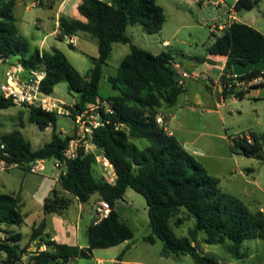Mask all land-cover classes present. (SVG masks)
<instances>
[{
    "label": "trees",
    "instance_id": "1",
    "mask_svg": "<svg viewBox=\"0 0 264 264\" xmlns=\"http://www.w3.org/2000/svg\"><path fill=\"white\" fill-rule=\"evenodd\" d=\"M263 0H237L234 11H251ZM16 0H0V56L15 58L26 70L44 67L46 77L41 84L44 93L52 95L60 83H67L69 91L78 96L72 108L74 119L90 106L100 107L103 126L94 129L91 142L114 166L117 179L108 183L94 173L97 159L92 153L80 151L78 158L66 160L64 151L73 136L57 131L58 116L40 108H29V121L41 130L52 127L49 142L34 149L22 131L14 130L0 136V156L8 164L18 163L28 169L37 159L59 160L66 169L60 177L61 191L54 190L44 204L46 215H61L77 199L87 203L95 195L109 203V217L87 230L88 246L60 244L45 234L46 222L34 228L31 241L40 240L31 256L32 264H71L79 259L93 258L94 250L112 248L134 237L133 230L121 220L116 204L123 200L128 189L141 194L147 203L151 234L145 238L150 244L163 243V255H190L194 264H220L213 256L204 255L198 236L204 232L205 243L221 245L230 241L229 253L243 259L245 241H264V211H253L237 197L225 193L218 178L211 176L179 140L171 135L157 119L163 108H172L186 92L180 85V73L173 55L164 51L154 55L132 43L127 28L140 25L148 34H158L166 21L164 9L157 0H83L78 11L84 20L62 16L59 20L61 39L79 33L96 40L99 57H89L92 68L82 75L58 48L51 51L32 49L29 41L19 33L14 16ZM215 35V34H213ZM116 43L130 45V53L121 62L115 75L108 78L116 95L101 98L99 85L104 76ZM70 47L75 49L72 43ZM209 54L226 57L221 75V96L243 100L253 89L237 92L231 77L236 63L248 64L264 58V34L240 22L230 27L209 47ZM197 61H205L195 57ZM264 75L260 70L241 76V79ZM107 101L112 112L99 104ZM16 106L0 95V111ZM76 132V131H75ZM250 137L251 141L248 140ZM135 141L145 142L140 148ZM234 154L264 161V135L254 131L231 139ZM2 146L5 149H2ZM62 192V193H61ZM64 193V195H63ZM68 196H66V195ZM24 203L20 194L4 193L0 189V227L21 226L25 221ZM179 216L176 225L195 220L189 236L179 237L171 219ZM22 235L10 233L0 241L3 264H18L25 252L20 247ZM44 248V250H42ZM121 258V256H120Z\"/></svg>",
    "mask_w": 264,
    "mask_h": 264
},
{
    "label": "rangeland",
    "instance_id": "2",
    "mask_svg": "<svg viewBox=\"0 0 264 264\" xmlns=\"http://www.w3.org/2000/svg\"><path fill=\"white\" fill-rule=\"evenodd\" d=\"M55 1L59 3L61 0ZM218 1L220 0H157V4L164 9L166 15L162 31L158 34H148L140 25H133L127 28V34L131 37L133 45L154 55L170 51L175 64L180 66V69L175 66L176 69L191 75L185 81L191 99H187V93H185L179 98L177 104L170 108L172 120L170 129L174 131L176 138L180 135L183 141L184 139L193 140L197 136V143L190 147L191 149L202 147L204 158L201 161L205 163L208 173L220 179V187L225 193L237 197L248 208L255 211L264 208V161L234 154L230 142L231 139L247 134L249 131L264 135V87L251 90L243 100L231 96L225 101L217 90L212 89L211 84L218 82L223 74V60L217 65L210 64L208 62L209 47L216 40V36L223 33L218 32L213 35L215 27L228 23L229 14L233 12L231 9L233 0H223L225 4ZM30 3L31 0L27 5ZM25 8L26 4L18 6L16 15L20 16ZM31 12L36 14L37 9L31 8ZM235 15L241 22L264 32V0L253 10ZM25 17L30 24L33 23L30 14H25ZM31 31L35 32L36 27L32 26ZM41 32L44 35L45 32H50V29L44 28ZM165 41L169 42V46L163 45ZM69 43L67 39L62 44L63 51L82 74L86 73L92 66L89 55L98 53L96 40L87 34L79 33L72 41L75 49H71ZM129 53L130 45L121 43L114 45L113 54L108 66L104 69L105 77L99 85V94L102 98L107 99L116 94L108 81V76L116 74L121 62ZM195 57L205 61L199 62L194 59ZM15 61V58L10 60L11 63ZM7 68L8 63L0 62V84L4 81ZM197 95L201 96L203 101L200 106L196 105L195 96ZM52 97L62 100L69 111V115H57V131L67 136H75L78 127L72 108L78 99L77 94L69 91L67 83H60L55 87ZM163 114L168 115L165 108L162 109L159 117ZM14 130L22 131L26 139L32 143L33 148L38 149L50 141L53 128L40 131L37 125L29 121L28 107L14 106L0 111V136ZM135 143L140 148L146 145L142 141H135ZM94 173L97 177L103 176L99 164L94 167ZM59 182L60 178H57V171L54 170V160H47L46 171L43 174H35L20 167L0 171V189L8 194H20L24 203L23 225L0 227V241L10 233L18 232L22 235L19 245L25 252L18 264H32L30 259L37 251L40 240L31 241V235L33 229L38 228L42 222L48 225L44 204L54 190L61 191ZM116 207L121 220L133 230V239L112 248L96 249L93 258L79 259L71 264H97L98 259L109 264L120 256L125 261L143 264H194L190 255L164 256L163 243L160 240H157L155 244L145 241V238L151 234V228L147 203L141 194L128 189L124 199L118 201ZM72 211H74L73 208L70 209V212ZM178 218L179 216H175L171 219L175 233L179 237L189 236L195 220L184 221L182 225L177 226ZM89 221L88 216L83 222L82 231L77 240L79 244L85 246H88V238L84 227ZM72 223L75 224V221ZM205 238L204 232L198 236L200 251L204 255L217 258L220 264H264V241L262 240L245 241L241 251L244 256L239 260L229 253L230 241L221 245H208L204 241ZM5 258L4 254H0V264H3Z\"/></svg>",
    "mask_w": 264,
    "mask_h": 264
},
{
    "label": "crops",
    "instance_id": "3",
    "mask_svg": "<svg viewBox=\"0 0 264 264\" xmlns=\"http://www.w3.org/2000/svg\"><path fill=\"white\" fill-rule=\"evenodd\" d=\"M28 1L29 0H16V4L14 7V16H15L17 27L19 29V33L29 41L32 49H39L40 51H51L52 48H58L59 50H61L65 54V52L63 51V48H62V44L64 42H66V40L68 38H65V39L60 38L62 31L60 29L59 20L62 16L73 18V19H78V20H84V18L80 15V13L78 11V6L82 3L83 0H61L59 3H57V1H55V0H31L30 5H27ZM218 2H220L221 4H225V2L223 0H220ZM236 2H237V0H233V3L231 5V9L233 10V12H230V14H229L228 23L220 24L217 27H215V31L213 34H216L218 32H225L230 27V25L235 21L246 24L245 22H241L237 18V16L235 15V14H237V12H235L233 8H234V5ZM25 4H26V8H25L24 12L21 13L20 16H17L16 14H17L18 6L25 5ZM31 8L37 9L36 14H32ZM25 14L31 15V18H33L32 24H30L27 21ZM32 26L36 27L35 32L31 31ZM220 26L223 28V30H219ZM44 28L50 29V32H45L44 35H42L41 30ZM260 32L264 34L263 31H260ZM164 43H167L168 44L167 46H169L168 41H165ZM164 43H163V45H164ZM69 46H70V43H69ZM113 50H114V46H113ZM66 57H67V55H66ZM89 57L98 58L99 57V47H98V53H95L94 55H89ZM208 58H211L212 60H214L216 62V64H212V65H217L218 62L223 60V65H222V72H223L225 65H226V62H227L226 57L214 56V55L209 54ZM9 63H11L10 60H9ZM71 63L79 71V68L73 62H71ZM77 64L79 65L78 61H77ZM92 66H91V68H92ZM107 66H108V64L105 67H107ZM175 66L178 69H180V66L178 64H175ZM105 67H104V69H105ZM177 71L179 73L180 72H186V71H179V70H177ZM86 73H84V74H86ZM84 74H82V75H84ZM4 77H5V75H4ZM104 77H105V73H104L103 78ZM108 78H109V76H108ZM220 78H219L218 82L212 83L211 85H212V87H213L212 89L214 91L217 90L218 93L222 94V85L220 82ZM184 86L186 88L185 93H187V99H191L189 89H187L186 85H184ZM184 94H182V95H184ZM114 95H116V94H114ZM222 99L224 101L226 100L223 97H222ZM105 100L104 101L99 100V104L102 106H106L107 101H105ZM195 100H196V105L200 106L201 104H203L201 96H198V95L195 96ZM91 107H95V105L90 106L89 108H91ZM191 109H193V108H191ZM165 110H167L168 115L163 114L161 116V118L164 119L167 131L171 135H174L176 137V134L174 133V131L170 129V125L172 124V120L170 119V116H171L170 108H165ZM174 130H176V129H174ZM177 131L179 132V129ZM177 136H178L177 139L183 145V147L190 154L194 155L195 158H197L199 160V162L202 164V166L206 170H208L205 163H203L201 161V159L204 158L203 153L201 151L202 147H197L195 149H191V147H190V145H194L197 143L198 137L196 136L195 138H193V140L184 139V141H183L181 139L180 135H177ZM247 137H249V136H247ZM230 147H231V143H230ZM0 171H3V170H0ZM219 181H220V179H219ZM100 201H101V199L99 198L98 195L93 196L91 198V200L87 203H81L77 199H74L71 207L69 209H67L65 212H63L61 215L53 214L50 216L49 215L45 216L47 219V224H48L46 231H45V234L50 233L52 236V239L57 241L60 244L74 245V246H79L81 248L87 247L83 244H79L77 242V240H78L80 232L82 231L83 222L89 216L90 221L84 227V231H85L86 236H87V230L92 225V223L96 217V207L98 206ZM71 208H73L74 211L70 212ZM258 210L264 211V208H260ZM116 211L118 212L117 207H116ZM255 211H257V210H255ZM73 221H75V224L72 223ZM48 231H50V232H48ZM42 249H44V248H42Z\"/></svg>",
    "mask_w": 264,
    "mask_h": 264
},
{
    "label": "built area",
    "instance_id": "4",
    "mask_svg": "<svg viewBox=\"0 0 264 264\" xmlns=\"http://www.w3.org/2000/svg\"><path fill=\"white\" fill-rule=\"evenodd\" d=\"M219 30H223L220 26ZM75 39L68 38L70 43ZM73 44V43H72ZM164 43V46H167ZM0 62L8 63V68L5 73L4 81L0 84V95L6 99H10L16 106L35 107L49 113L57 115H69V111L65 108V103L62 100L52 97L44 93L41 89V84L46 77V70L42 66L35 70H26L20 63H9V59H4L0 56ZM264 73V72H263ZM191 75L187 72H180V85H185V81ZM233 83L236 85L237 92H247L254 86L264 83V75L249 77L241 79V76L233 74ZM100 107L95 106L86 110L83 114L76 116L75 122L78 130L72 140L69 141L67 148L64 151L66 160H74L78 158L80 151L84 153H92L96 156L97 162L103 171V177L110 184H115L117 175L113 164L103 156L96 146L91 142V137L94 129L103 126L104 122L100 116ZM106 112L111 113V107L106 103ZM157 122L163 124V119L158 117ZM251 141L250 137H247ZM2 149H5L2 146ZM46 162L44 159H37L31 162L28 170L35 174H43L46 171ZM21 167L18 163L8 164L2 160L0 156V170H9L11 168ZM65 165L59 161L54 160V170L57 171V178L65 172ZM111 207L108 202L101 200L96 207V217L93 225L100 224L103 220L109 217ZM97 264H105L106 261L96 260ZM109 264H143L140 262L125 261L121 258L110 261Z\"/></svg>",
    "mask_w": 264,
    "mask_h": 264
},
{
    "label": "water",
    "instance_id": "5",
    "mask_svg": "<svg viewBox=\"0 0 264 264\" xmlns=\"http://www.w3.org/2000/svg\"><path fill=\"white\" fill-rule=\"evenodd\" d=\"M210 64H216L214 60L211 58L208 60ZM253 70H260L264 72V58L260 59L259 61L255 62H249L248 64H241V63H236L233 66V73L237 76H244Z\"/></svg>",
    "mask_w": 264,
    "mask_h": 264
}]
</instances>
